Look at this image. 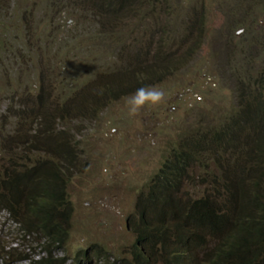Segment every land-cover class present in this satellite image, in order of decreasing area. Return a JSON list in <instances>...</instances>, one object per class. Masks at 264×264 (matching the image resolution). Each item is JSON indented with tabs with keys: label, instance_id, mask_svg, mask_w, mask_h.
I'll return each instance as SVG.
<instances>
[{
	"label": "trees",
	"instance_id": "16d2710c",
	"mask_svg": "<svg viewBox=\"0 0 264 264\" xmlns=\"http://www.w3.org/2000/svg\"><path fill=\"white\" fill-rule=\"evenodd\" d=\"M76 1L90 9L100 34H118L111 40L116 47L99 46L94 37L78 43L75 60L103 61L98 74L84 69L80 74L58 75L53 83L50 74L40 69L38 92L28 88L18 96L13 91L20 107L12 115L15 133L4 134L0 141L1 147L14 150L0 170V210L19 226L24 241L25 237L35 240L32 249L37 258L30 259L32 264L72 261L64 246L73 212L67 188L83 158L74 134L84 130L74 123L95 121L111 104L163 82L172 69L185 66L187 56L200 45L194 41L183 58L171 51L189 37L190 24L179 20V14L172 15L168 0ZM159 2L166 6V28L161 27L164 9ZM136 12L143 35L116 24ZM151 21L159 25L150 27ZM154 31L162 35L152 45ZM121 33L131 37L128 49ZM91 40L93 49L88 46ZM107 52L113 54L105 62L102 54ZM246 86L247 91L241 87L237 95L236 108L218 126L181 135L168 151L146 185L147 192L143 189L138 195L135 214L128 219L135 237L131 259L119 264H264V94L255 82ZM247 140H251L249 149ZM205 152L214 153L217 167L213 177L204 174L203 178L211 177L214 185L191 198L184 190L185 181L192 180L188 171L198 160L200 165L206 161ZM229 154L241 162L242 175L236 177V163V173L230 171ZM16 251L0 245L2 264L13 257L29 259ZM84 254L79 251L76 258Z\"/></svg>",
	"mask_w": 264,
	"mask_h": 264
},
{
	"label": "rangeland",
	"instance_id": "374dc122",
	"mask_svg": "<svg viewBox=\"0 0 264 264\" xmlns=\"http://www.w3.org/2000/svg\"><path fill=\"white\" fill-rule=\"evenodd\" d=\"M168 2L172 15L179 14V20L190 24L189 37L183 43L177 42L171 51L183 58L194 41L199 40L200 45L187 56L188 63L172 69L163 82L111 104L95 121L74 123L75 127H84L74 134L83 158L67 188L73 207L64 243L72 258L68 264L130 261L135 237L128 219L135 214L139 193L143 189L147 192L146 185L180 136L218 126L236 108L237 95L241 87L247 91L249 81L264 94V0ZM159 5L164 9V15L159 13L161 27L166 28V6L162 2ZM90 12L76 0H0V141L4 134L15 133L12 115L20 111L18 96L27 93L28 88L38 92L40 69L50 74L53 83L58 75L80 74L84 69L89 74L100 73L103 61L87 57L82 64L75 60L78 43L94 37L97 45L113 50L116 42L111 40L118 34H100ZM136 14L126 15L117 26L143 35ZM158 25L150 22V27ZM154 33L152 45L162 35ZM121 36L128 49L131 37ZM88 46L93 49L92 40ZM126 48L122 49L124 53ZM112 54H102L105 62ZM250 145L251 140H247L246 148ZM1 146L0 170L8 165L14 151ZM213 154L205 152L206 161L203 159L200 165L198 160L193 170L189 169L192 180L185 181L184 190L191 198L202 196L214 185L211 177L207 181L203 178L204 174L213 177L216 172ZM234 157L229 154L226 159L234 173L239 165L238 177L243 174L242 164ZM228 163L224 161V168ZM7 244L17 250L18 256L29 258L13 257L7 264H32L30 259L37 258L32 249L35 240L25 237L24 241L19 226L0 210V245ZM79 251L85 254L76 258Z\"/></svg>",
	"mask_w": 264,
	"mask_h": 264
}]
</instances>
